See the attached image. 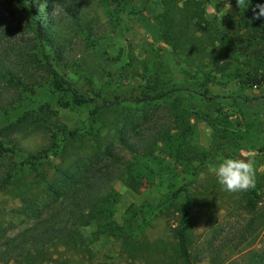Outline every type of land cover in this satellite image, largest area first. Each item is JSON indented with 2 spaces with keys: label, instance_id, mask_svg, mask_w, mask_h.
I'll use <instances>...</instances> for the list:
<instances>
[{
  "label": "trees",
  "instance_id": "1",
  "mask_svg": "<svg viewBox=\"0 0 264 264\" xmlns=\"http://www.w3.org/2000/svg\"><path fill=\"white\" fill-rule=\"evenodd\" d=\"M1 1L31 20L35 39L32 44L0 46V113L25 106L14 120L0 126V197L17 201L11 212L29 220L15 230L11 220L3 223L5 209L0 205V264H71L69 252L85 258L81 264H108L95 260L90 246L103 235L119 240L120 253L128 264H200L203 257L213 264H264V238L259 246L255 244L264 232V173L255 188L234 198L241 222L223 236L211 223V238L205 245L193 247L188 242L196 197L187 186L223 149L217 130H212L207 149L188 152L191 156L186 160L195 157L197 164H188L191 179L173 191V199L182 193L183 201L175 207L179 215L171 227L170 242L132 238L113 218L119 196L115 183L137 189L136 162L140 155L154 154L151 141L155 136L163 142L170 137L164 127L167 121L178 120L182 125L196 113L205 119L207 102L215 96L206 83L212 81V72L234 75L238 88L228 97L240 115L253 118L261 110L263 100L248 98L243 85H260L262 79L255 74L227 72L232 60L215 44L203 1L159 0L162 10L157 23L162 41L176 59L207 68H203L204 89L198 93L204 104L181 107V102L176 103L174 109L180 110H168L167 121L146 113L136 115L122 104L120 96L108 98L91 88L84 90L56 69L54 62L70 61L73 52L90 49L102 37L97 33L101 24L92 13L90 0ZM105 1L123 9L133 0ZM255 23L262 37L264 17ZM44 87L55 96L59 108L87 109L79 125L69 126L50 102L34 97ZM168 92L157 93L152 99H165ZM222 109L219 106L217 111ZM185 135H181L182 144L170 143L163 152L183 155L178 146H186ZM33 137L40 142L31 146L27 143ZM51 158L55 162L50 168L47 161ZM91 226L95 230L88 232Z\"/></svg>",
  "mask_w": 264,
  "mask_h": 264
},
{
  "label": "rangeland",
  "instance_id": "2",
  "mask_svg": "<svg viewBox=\"0 0 264 264\" xmlns=\"http://www.w3.org/2000/svg\"><path fill=\"white\" fill-rule=\"evenodd\" d=\"M202 1L207 27L214 36L215 44L232 60L227 72L255 74L262 79L260 85H243V92L248 98L260 97L263 100L261 110L253 118L240 115L228 97L238 88L234 75H214L212 72V81L206 83L215 96L206 101L208 111L205 119L196 113L182 125L178 120L167 121L168 110L174 109L176 103L181 102V107L193 102L197 106L203 103L198 93L204 89L201 84L206 76L203 66H189L182 58L176 59L171 47L162 41L157 23V15L162 10L159 0H133L123 9L114 8L105 0H90L92 13L97 14L101 24L97 33L102 37L90 49L73 52L74 57L70 61L54 62L59 72L82 89L91 88L108 98L120 96L122 104L130 106L136 115L146 113L154 119L168 122L164 127L172 139L169 137L163 142L155 136L151 141L154 154L140 155L136 162L134 175L137 189L123 182L115 183L119 196L114 205L113 218L135 239L172 240L170 230L176 225L179 215L175 207L183 201L182 193L174 200L173 191L191 179L188 164L191 162L195 166L197 159L190 157L186 160L187 156H191L188 152L199 153L207 149L212 130L220 133L224 147L206 165L196 181L187 186L196 197L188 241L191 246L206 244L211 238V223L222 230L223 236L243 219L233 202L239 192L225 191L209 171V165L218 163L219 157H237L241 150H245L254 154L256 180L264 173V35L259 36L262 30L252 19V7L264 0H245L247 9L239 8L236 0ZM34 39L31 20L14 12L12 7L0 0V46L32 44ZM166 90L169 92L165 99H152ZM34 97L50 102L58 109L61 120L69 126L79 125L87 111L86 108H59L55 96L48 93L46 87L38 90ZM219 106L223 107L222 111H217ZM24 108L20 106L7 114L0 113V126L14 120ZM182 134H186V146L180 148L179 145L178 149L183 155L180 153L181 156L176 157L174 151L163 152V148H168L170 143L177 146ZM39 142V138L33 137L27 144L34 146ZM127 157L133 159L129 154ZM54 162L53 158L49 159L48 166L51 168ZM0 205L5 209L3 223L11 220L17 230L29 222L11 212L17 201L2 196ZM94 230V226L87 229L88 232ZM261 238H264V232L256 237V246L260 245ZM90 246L95 260L128 264L120 253L119 240L112 236H100ZM62 249L59 248L60 251ZM68 254L71 264L85 262V258L76 257L71 252ZM207 258L203 257L200 264H213Z\"/></svg>",
  "mask_w": 264,
  "mask_h": 264
},
{
  "label": "clouds",
  "instance_id": "3",
  "mask_svg": "<svg viewBox=\"0 0 264 264\" xmlns=\"http://www.w3.org/2000/svg\"><path fill=\"white\" fill-rule=\"evenodd\" d=\"M236 3L239 8H248L245 0H236ZM252 13L253 20L264 17V3L252 7ZM218 161L209 165V171L216 176L225 191L235 193L255 188L257 167L252 152L241 150L237 157H219Z\"/></svg>",
  "mask_w": 264,
  "mask_h": 264
}]
</instances>
